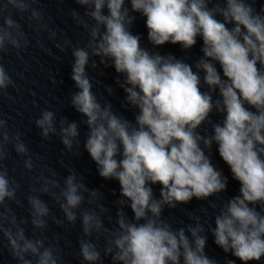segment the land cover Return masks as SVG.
<instances>
[{
    "label": "clouds",
    "instance_id": "clouds-1",
    "mask_svg": "<svg viewBox=\"0 0 264 264\" xmlns=\"http://www.w3.org/2000/svg\"><path fill=\"white\" fill-rule=\"evenodd\" d=\"M38 3L0 0V97L16 88L3 57L10 51L20 57L30 45L15 15L56 42L61 52L71 51L70 79L76 90L68 103L83 117L84 150L101 178L118 182L119 197L112 201L114 226L108 227L105 217L110 222L112 217L100 189L89 188L75 170L61 183L57 172L38 163L41 157L30 153L21 134L0 114V240L7 242L9 256L16 264H65L60 237L44 236L51 219L62 228L79 220L82 264H104L105 258L111 264H219L206 253L209 233L226 254L224 264L237 260L260 264L264 260V4L258 9V0H74L82 11L73 8L68 15L84 33L81 46L50 26V17L34 6ZM136 14L146 18L151 48L132 31ZM198 43L201 54L191 63L184 56L156 50L179 45L187 54ZM89 67L114 69L115 87L107 85L105 91L112 96L117 88L122 90V105L132 119L94 92L101 81H94ZM34 123L44 140L59 137L64 154L79 153L80 123L57 119L52 110H43ZM10 147L24 157L28 172L37 173L30 177L27 218L12 208L24 205L17 198L21 185L5 163ZM213 148L230 169L231 179L239 183L238 194L220 203L213 224L190 215L194 223L174 227L164 217L166 209L193 199L220 200L228 190L229 178L214 163ZM157 184L158 197L153 187ZM42 196L55 201L62 218L52 214Z\"/></svg>",
    "mask_w": 264,
    "mask_h": 264
}]
</instances>
